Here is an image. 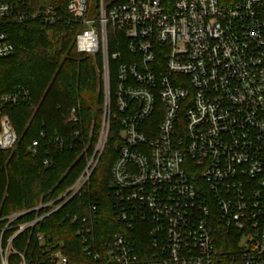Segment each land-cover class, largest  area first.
Instances as JSON below:
<instances>
[{
    "label": "built area",
    "instance_id": "1",
    "mask_svg": "<svg viewBox=\"0 0 264 264\" xmlns=\"http://www.w3.org/2000/svg\"><path fill=\"white\" fill-rule=\"evenodd\" d=\"M89 2L32 17L46 26L67 20L79 54L100 59L98 141L65 195L0 217V264H29L19 244L46 246L37 225L90 181L113 122L121 133L111 170L117 231L98 240L103 208L82 206L67 216L80 254L73 261L64 244L46 248L48 264H264V0H98L93 11ZM15 11L0 0V59L16 52L7 20L27 19ZM30 100L23 88L0 97V152L19 138L5 108ZM68 121L80 124L76 109ZM217 224L239 234L234 248H218Z\"/></svg>",
    "mask_w": 264,
    "mask_h": 264
},
{
    "label": "trees",
    "instance_id": "2",
    "mask_svg": "<svg viewBox=\"0 0 264 264\" xmlns=\"http://www.w3.org/2000/svg\"><path fill=\"white\" fill-rule=\"evenodd\" d=\"M12 3L15 14L27 19L19 22L11 17L6 22V33L16 52L0 59V97L23 88L31 100L4 110L19 138L13 151L0 152V217L29 210L41 201H57L75 185L94 152L104 109L103 80L91 57L79 54L76 29L67 20L46 26L32 17L50 6L64 16L68 0H49L46 4L41 0H12ZM74 109L81 120L77 126L68 121ZM93 123V132L89 134ZM76 132L81 136L75 135ZM110 133L99 166L81 193L37 225L36 231L47 237L46 246L34 241L29 246L17 245V249L29 255V264L37 261L48 264L46 248L56 249L60 244H64L65 253L73 261L77 259L80 240L75 224L67 216L81 213L82 206L100 204L103 208L102 221L96 226L98 240H109L117 231L111 200V170L121 140L117 123L113 122ZM56 136L64 141V147L55 142ZM35 143L37 154L32 151ZM214 227V240L221 251L236 246L237 232H229L220 224Z\"/></svg>",
    "mask_w": 264,
    "mask_h": 264
},
{
    "label": "rangeland",
    "instance_id": "3",
    "mask_svg": "<svg viewBox=\"0 0 264 264\" xmlns=\"http://www.w3.org/2000/svg\"><path fill=\"white\" fill-rule=\"evenodd\" d=\"M48 1L49 0H41V3L42 4H46V3H48ZM97 2H98V0H90L89 5H90V10L91 11H93L97 7V5H96ZM91 59L96 64L97 71H98V73H100V76H101V78L103 80V76H102V63L100 62V59H98V58H92V57H91ZM93 128H94V123L91 126V129L92 130L89 132V134H91L93 132ZM84 151L86 152V149ZM84 151L82 152L83 154H84Z\"/></svg>",
    "mask_w": 264,
    "mask_h": 264
}]
</instances>
